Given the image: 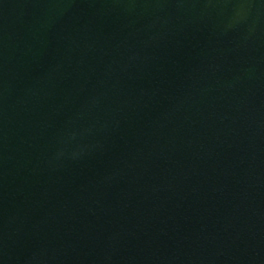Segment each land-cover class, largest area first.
Returning a JSON list of instances; mask_svg holds the SVG:
<instances>
[{
    "label": "water",
    "instance_id": "1",
    "mask_svg": "<svg viewBox=\"0 0 264 264\" xmlns=\"http://www.w3.org/2000/svg\"><path fill=\"white\" fill-rule=\"evenodd\" d=\"M0 264H264V0H0Z\"/></svg>",
    "mask_w": 264,
    "mask_h": 264
}]
</instances>
